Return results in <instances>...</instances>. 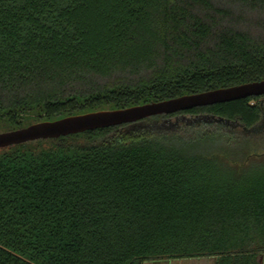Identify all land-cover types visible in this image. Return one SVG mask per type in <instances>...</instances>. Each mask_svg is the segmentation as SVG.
<instances>
[{"label":"trees","instance_id":"obj_1","mask_svg":"<svg viewBox=\"0 0 264 264\" xmlns=\"http://www.w3.org/2000/svg\"><path fill=\"white\" fill-rule=\"evenodd\" d=\"M259 79L264 0H0L11 129ZM81 134L0 152V264H264V94Z\"/></svg>","mask_w":264,"mask_h":264},{"label":"water","instance_id":"obj_2","mask_svg":"<svg viewBox=\"0 0 264 264\" xmlns=\"http://www.w3.org/2000/svg\"><path fill=\"white\" fill-rule=\"evenodd\" d=\"M261 94H264V79L185 93L126 107L98 109L56 119L40 120L18 128L0 131V147L38 138L58 137L87 129L134 122L156 114Z\"/></svg>","mask_w":264,"mask_h":264},{"label":"rangeland","instance_id":"obj_3","mask_svg":"<svg viewBox=\"0 0 264 264\" xmlns=\"http://www.w3.org/2000/svg\"><path fill=\"white\" fill-rule=\"evenodd\" d=\"M27 125V124H24ZM9 124L5 120H0V131L9 130ZM86 135H77L71 137H65L64 139L56 140L52 139H42V140H33L31 144H28L22 149L35 150L40 148H49L53 146H63V147H73L76 144L87 140ZM258 145L263 146L260 148V151H264V135L259 137ZM8 147H1L0 152L7 149ZM255 163V162H254ZM264 163V161H263ZM143 264H215L214 256H196V257H182V258H157V259H147Z\"/></svg>","mask_w":264,"mask_h":264}]
</instances>
